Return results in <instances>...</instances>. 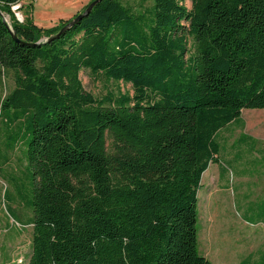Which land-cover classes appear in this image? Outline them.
<instances>
[{
  "label": "trees",
  "instance_id": "16d2710c",
  "mask_svg": "<svg viewBox=\"0 0 264 264\" xmlns=\"http://www.w3.org/2000/svg\"><path fill=\"white\" fill-rule=\"evenodd\" d=\"M19 1L0 0V69L14 83L0 117L25 123L34 180L17 263L212 264L197 248V191L216 133L264 109V0H153L140 14L101 0L52 42L72 18L19 23ZM82 70L133 94L97 99Z\"/></svg>",
  "mask_w": 264,
  "mask_h": 264
},
{
  "label": "rangeland",
  "instance_id": "374dc122",
  "mask_svg": "<svg viewBox=\"0 0 264 264\" xmlns=\"http://www.w3.org/2000/svg\"><path fill=\"white\" fill-rule=\"evenodd\" d=\"M90 1L38 0L22 4L17 10L11 6V11L19 23L30 14L32 22L46 28L51 23L59 24L60 15H76ZM21 3L22 0L17 5ZM123 4L140 14L153 5V0H123ZM184 5L191 7L190 1ZM4 17L9 22V16ZM187 48L188 54L194 52L191 38ZM79 78L84 90L97 99L107 93L133 94L130 84L108 80L88 70H82ZM13 87V72L0 69V101ZM215 141L219 145L218 163L209 165L197 191L198 252L207 254L215 264H264V227L246 226L240 221H256L264 215V164L259 161L264 159V109L242 110L236 121L216 133ZM111 145L112 138L107 134L109 151ZM26 152L25 123H6L4 116L0 117V264H16L17 260L27 263L30 254L34 180ZM253 232L260 240L250 253Z\"/></svg>",
  "mask_w": 264,
  "mask_h": 264
},
{
  "label": "crops",
  "instance_id": "0c3cea01",
  "mask_svg": "<svg viewBox=\"0 0 264 264\" xmlns=\"http://www.w3.org/2000/svg\"><path fill=\"white\" fill-rule=\"evenodd\" d=\"M43 1H45V0H43ZM36 3V2H35ZM77 12V11H76ZM79 12H81V11H79ZM78 12V13H79ZM77 14V13H76ZM68 16V17H67ZM60 15L59 16V21H64V20H69V19H71V18H73L74 16H75V13H72L71 15L69 14V15ZM28 17L29 18H32V15H28ZM33 24L34 25H36L34 22H33ZM58 25V23L57 24H54V23H51V25H47V27L46 28H52V27H55V26H57ZM37 27H39V28H43V29H46V28H44V27H41V26H39V25H36ZM261 163V165H263L264 164V159L262 158V159H260L259 160ZM206 172V171H205ZM205 172L202 174V177L204 176V174H205ZM201 177V178H202ZM262 177H264V175H262ZM262 182H263V185H264V178L261 180ZM201 183H202V181H201ZM262 185V186H263ZM263 189H264V186H263ZM256 209H258L257 207H256ZM241 222H243L244 223V225H246V226H251V227H264V215L263 216H258L257 217V220L256 221H248V219H242V220H240ZM31 226V225H30ZM252 232V231H251ZM199 238L197 237V246H198V242H199ZM249 240H251L250 241V249L252 248V247H254V246H258V241L257 240H260V239H258L257 237H256V233L255 232H253L252 233V235H251V237H250V239ZM258 248V247H257ZM253 249V248H252ZM252 249H251V251H250V253H252ZM201 256H203V257H205L207 260H209L210 261V259H209V257H208V255L207 254H205V255H201ZM249 256H251V254H249ZM211 263L212 264H215V263H213L212 261H211ZM16 264H18L17 262H16Z\"/></svg>",
  "mask_w": 264,
  "mask_h": 264
},
{
  "label": "water",
  "instance_id": "95a60500",
  "mask_svg": "<svg viewBox=\"0 0 264 264\" xmlns=\"http://www.w3.org/2000/svg\"><path fill=\"white\" fill-rule=\"evenodd\" d=\"M101 0H93L91 3L88 4V6L85 8V10L76 15L74 18H72L67 24H65L55 35L50 36L48 39H46V42H52L58 38H60V36H62L65 32H67L71 27H73L74 25L78 24L84 17H86L91 9ZM4 21H6L5 17H3ZM14 41L19 43L20 41L16 38L13 37Z\"/></svg>",
  "mask_w": 264,
  "mask_h": 264
},
{
  "label": "built area",
  "instance_id": "2783aa9c",
  "mask_svg": "<svg viewBox=\"0 0 264 264\" xmlns=\"http://www.w3.org/2000/svg\"><path fill=\"white\" fill-rule=\"evenodd\" d=\"M37 1H38V0H22V3H21V4L17 5V4H18V3H17L15 6H12V9H13V10H17V9H19V7L22 6V4H33V3L37 2ZM19 2H20V1H19ZM17 17H19V18H20V19L18 18L19 21L22 22V21H21V17L19 16V13H17Z\"/></svg>",
  "mask_w": 264,
  "mask_h": 264
}]
</instances>
